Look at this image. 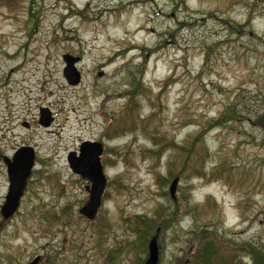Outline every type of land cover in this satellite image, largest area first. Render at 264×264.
Masks as SVG:
<instances>
[{
	"label": "rangeland",
	"instance_id": "374dc122",
	"mask_svg": "<svg viewBox=\"0 0 264 264\" xmlns=\"http://www.w3.org/2000/svg\"><path fill=\"white\" fill-rule=\"evenodd\" d=\"M8 5L0 1V210L3 158L28 147L34 167L17 213L0 215V264H144L157 229L158 264H179L195 233L216 234L243 264L256 263L250 247L264 256V0ZM64 55L80 59L76 86ZM159 136L185 150L155 154ZM83 142L103 146L93 221L79 213L89 184L67 162ZM141 218L154 232L135 227Z\"/></svg>",
	"mask_w": 264,
	"mask_h": 264
},
{
	"label": "water",
	"instance_id": "95a60500",
	"mask_svg": "<svg viewBox=\"0 0 264 264\" xmlns=\"http://www.w3.org/2000/svg\"><path fill=\"white\" fill-rule=\"evenodd\" d=\"M65 69L63 76L67 83L76 86L81 81L80 73L75 68V64L80 61L70 55H64ZM53 118L47 110H40L39 124L43 127L50 126ZM103 153V146L96 142H83L80 145L78 154L70 153L67 162L71 171L88 182L85 188L88 193L86 204L79 210L88 221H93L99 212L102 204V198L106 187V178L103 173V166L100 158ZM6 165V174L8 179V192L1 207L0 215L3 221H9L17 213L21 199L26 189L27 181L34 167V151L28 147L18 149L11 159L3 158ZM178 179H174L169 187V196L172 200L176 199V188ZM159 230H157V233ZM157 235H155L148 244V255L144 264L159 263V249L157 245ZM39 257L35 258L29 264H38Z\"/></svg>",
	"mask_w": 264,
	"mask_h": 264
},
{
	"label": "trees",
	"instance_id": "16d2710c",
	"mask_svg": "<svg viewBox=\"0 0 264 264\" xmlns=\"http://www.w3.org/2000/svg\"><path fill=\"white\" fill-rule=\"evenodd\" d=\"M1 2H5L7 6L8 4L12 2V0H0ZM137 94L135 92L134 96ZM131 105L133 107L137 106L136 99L133 100V97L131 99ZM234 113L232 111H229L226 116L218 120V123L225 124L227 121L233 119ZM220 121V122H219ZM134 124V123H133ZM133 124L128 125L127 131H131L136 129V127H133ZM218 124L216 123L214 127H216ZM116 131H118L116 129ZM156 141L155 149L160 147L158 150L154 151L155 154L159 155L161 149L166 148H175L177 150H185L184 147H177L173 146V144L170 142V140L164 138L163 136H159L155 139ZM180 157V155H178ZM194 172H197L195 170ZM178 176V175H177ZM175 176V177H177ZM178 179V178H177ZM174 201V200H173ZM138 222H136L135 227L140 228L142 225H144L146 231H153L156 228L155 222L149 220H146L145 218L136 219ZM155 235L158 234L157 230L154 233ZM154 235V236H155ZM216 234L212 233L206 234L202 233L201 235H195L193 236L192 240L189 242V246L187 248V251L183 257L177 260L179 264H243L238 256H236L234 253L236 252L233 250V246L229 243L225 244L224 242L220 241L217 237H215ZM153 236V237H154ZM146 241V242H145ZM145 244L147 243V238L145 240ZM249 254L250 256L254 257L256 260L255 264H264V256L261 254L259 250L257 251L255 248L251 247L249 248ZM148 250L147 247H145L144 254H147ZM255 255V256H254ZM142 264V261L139 263Z\"/></svg>",
	"mask_w": 264,
	"mask_h": 264
}]
</instances>
